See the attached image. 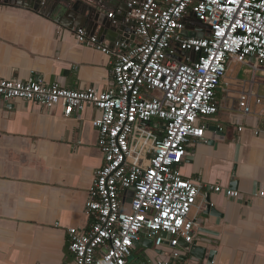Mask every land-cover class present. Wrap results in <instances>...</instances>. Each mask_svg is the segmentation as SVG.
Listing matches in <instances>:
<instances>
[{"label": "built area", "instance_id": "2783aa9c", "mask_svg": "<svg viewBox=\"0 0 264 264\" xmlns=\"http://www.w3.org/2000/svg\"><path fill=\"white\" fill-rule=\"evenodd\" d=\"M126 6L134 46L122 39L110 49L82 28L69 29L79 43L113 55L112 87L68 89L39 76L0 78L5 102H33L48 111L60 106L66 116L88 106L95 112L91 125L103 162L85 203L90 222L66 229L72 260L60 264H130L135 243L144 239L170 250L141 264H188L182 252L196 238L191 212L198 197L205 191L241 196L219 183L204 187L179 168L187 145L206 137L201 120L217 114L216 90L231 65L255 77L264 73V0H128ZM186 17L208 26L203 37L184 33L199 28L187 29ZM254 96L252 89L240 93L244 113ZM258 104L253 113L263 116L264 102Z\"/></svg>", "mask_w": 264, "mask_h": 264}, {"label": "crops", "instance_id": "0c3cea01", "mask_svg": "<svg viewBox=\"0 0 264 264\" xmlns=\"http://www.w3.org/2000/svg\"><path fill=\"white\" fill-rule=\"evenodd\" d=\"M90 1L103 6L106 18L113 12L124 24L128 0ZM123 39L128 47L138 42L132 33ZM113 60L79 43L47 10L0 0V78L39 76L68 89L102 91L113 86ZM256 78L247 67H238L233 77L227 74V83L216 90L217 114L201 120L206 137L186 147L182 176L241 193L236 199L209 192L212 213L206 211V196L198 197L191 216L193 245L200 250L182 252L188 264H264V114L253 113L264 102V82ZM249 89L256 96L244 113L239 95ZM94 114L89 106L66 116L60 106L48 111L33 102L0 98V264L72 260L66 229L88 227L85 203L103 162L91 125ZM139 246L143 249L137 251ZM169 250L137 244L130 264L165 258Z\"/></svg>", "mask_w": 264, "mask_h": 264}, {"label": "water", "instance_id": "95a60500", "mask_svg": "<svg viewBox=\"0 0 264 264\" xmlns=\"http://www.w3.org/2000/svg\"><path fill=\"white\" fill-rule=\"evenodd\" d=\"M3 2H11L19 6H25L33 11L47 10L51 15L55 16L56 20L67 27L68 29L72 27H79L85 29L90 36L98 37L104 44L108 45L110 49H113L117 41L127 38L128 33H132L135 37L134 30L128 26L125 19L122 20L117 16L116 18L108 19L104 16V8L100 4H91L90 0H1ZM97 1V0H94ZM121 9H123L121 7ZM120 9V10H121ZM119 11L117 15H120ZM187 29L190 25H197L195 31L188 32L184 31L185 34L195 37H203L204 29L208 26L203 24L197 19L191 17H186ZM132 190L128 191L127 202L131 201ZM124 201V200H123ZM207 212H213V206L210 205L209 192L206 193ZM136 245L139 242L135 243ZM142 245L147 248L152 247V242L150 240L144 239ZM198 246L191 244L189 246L190 251L200 250ZM187 250V251H188Z\"/></svg>", "mask_w": 264, "mask_h": 264}, {"label": "rangeland", "instance_id": "374dc122", "mask_svg": "<svg viewBox=\"0 0 264 264\" xmlns=\"http://www.w3.org/2000/svg\"><path fill=\"white\" fill-rule=\"evenodd\" d=\"M238 67H240V66L237 65V64H232L231 67H230V69H229V71L227 72L228 76H229V77H233V76H235V75H236V72H237V70H238ZM232 74H233V76H230V75H232ZM238 76H239V78H243V74H242V73H239ZM230 81H231V82H234L233 79H230ZM256 81H257V82H260V81L264 82V78H263V76H261V75H257ZM153 248H154V247H153ZM142 249H143V248H141V247L139 246L138 249H137V251H138V250H142Z\"/></svg>", "mask_w": 264, "mask_h": 264}]
</instances>
